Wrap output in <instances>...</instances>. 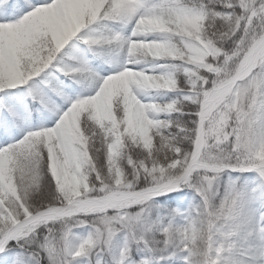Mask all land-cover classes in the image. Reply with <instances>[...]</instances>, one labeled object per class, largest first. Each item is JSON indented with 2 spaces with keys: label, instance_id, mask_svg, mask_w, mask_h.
Wrapping results in <instances>:
<instances>
[{
  "label": "snow or ice",
  "instance_id": "obj_1",
  "mask_svg": "<svg viewBox=\"0 0 264 264\" xmlns=\"http://www.w3.org/2000/svg\"><path fill=\"white\" fill-rule=\"evenodd\" d=\"M0 264H264V0H0Z\"/></svg>",
  "mask_w": 264,
  "mask_h": 264
}]
</instances>
